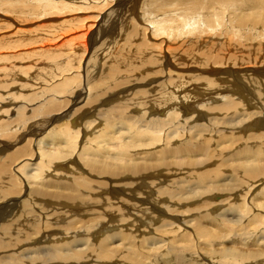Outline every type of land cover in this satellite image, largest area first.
<instances>
[{
  "label": "bare ground",
  "instance_id": "bare-ground-1",
  "mask_svg": "<svg viewBox=\"0 0 264 264\" xmlns=\"http://www.w3.org/2000/svg\"><path fill=\"white\" fill-rule=\"evenodd\" d=\"M16 1L18 2L16 5H14L13 3ZM200 1L203 2L201 5H200ZM212 1L217 2L216 4H220L223 2L225 4L223 3L224 6L223 4H221L222 6L217 5L216 10H214L213 13L211 14L202 15L203 14L202 13L200 15H197L198 6L200 5L201 6L200 8H203V6H207L206 4L207 1L192 0L191 7H188L189 8L188 10H190V12L185 11V13H182L180 15H173V14L166 15L165 13L162 17H159L160 14H156L155 12L152 11H147L145 15L143 14L144 17H140L139 20H137V18L135 19L134 17H132L134 18V19L131 18L132 19L131 21H134L132 22L133 23L132 26L137 25L136 28H138V32H139V34H137L138 32H135L134 29L135 35L137 34L136 37L139 38L140 34L142 33L143 35L140 38L145 37V39L143 38L142 41L137 42L139 44L141 43V45L139 46H136V42H133V44H135L134 46L136 47L135 49L133 46V48L135 49L134 51H136V54L138 55L140 53L141 55L145 56L147 51H149L150 53L148 54V56H146V61L147 60L150 61L151 57H153L155 54V56L157 57V59H155V62L159 61L160 64L161 61L158 59H162L163 61L165 59V56H167L166 54L169 55V52L172 49L171 48L172 43L173 46H175L177 40L179 39L181 40L184 38L186 44H189L191 41L199 40L197 37L199 38H202V36L208 37L210 33L215 34L214 32L216 31H218L219 34L217 35H219L221 38L219 36L216 37L215 34L213 35V39H215L214 37L222 40L224 39V44L226 45L231 44L232 38L234 40H237L238 42L240 41L241 38H244L243 42L250 40V41L258 42V44L264 43L263 42L264 0H240L243 1L244 4L239 3L237 9L236 8L234 9V7L232 6V2H230L231 0L230 1L212 0ZM228 1L229 3H227ZM195 2L196 5L194 4ZM137 3L138 0H29L28 2L26 0H0V11L5 15V18L7 20L11 19L13 23L17 25L21 24L23 26L21 27L20 30L18 29H17L18 31L16 30L20 34L18 35L19 37H21V35L24 32L29 31L28 28L30 27L29 25L34 26V24L38 25V23H40L41 25L39 24L37 26L38 29L40 27H44L45 29L48 28V30L46 29L45 31L41 32V33H45V35L34 39L33 37H31V40H29V42H27L26 40H25L26 42H24V39L22 38L15 39V35H10V37H6V35H2V36L0 35L1 36L0 63H2L3 61L5 62L8 61L9 63L12 61H18L17 57H8V56H13L16 52H20L18 48L22 49L21 47L25 48L26 46H30V45L32 46L37 45L35 48L38 51L35 50L34 51L39 54L38 57L40 58L42 57V55L47 53L46 56H49L48 62L53 67L51 68L48 74L49 75L48 79L50 80H48V82L45 83L44 88H41L38 92H34L33 90L32 93L28 92L25 95L22 94L15 99L12 97V94H14V92L9 93L10 97L13 98L10 99L8 97L9 101L12 100L13 103L14 102L13 100L16 101L17 99V101L19 100L23 101L24 104L19 106L17 105V107L15 106L14 108H12V106L5 104L8 114L5 115L4 113L1 112L0 115V154H4L10 149L16 147L21 142H26L27 148H29V146L33 148L34 147L37 148L33 152L32 151L27 152V150L24 149L26 152L24 154L14 155V152L11 153L10 155L6 154L4 158L6 162L4 161L2 162V160L0 161V224L2 219L15 220V222L17 223L13 230H8V231L6 230V232L3 233L0 232V264H101L100 261H102L105 257L109 258L111 256H114L113 255L114 252L109 250L110 248L108 247H109L110 239H113V237L115 236H111L110 234L109 236L105 237L104 241L101 242L98 247L94 246L95 244H93L91 241L92 238L95 239L101 238L103 236V235L100 236L102 234L101 232H106V229L107 230L113 229V227L110 226L108 222L103 223L106 222L107 220L108 221L111 220L110 217H108L107 215V211L109 209L108 207H110V209H112L113 211L115 210L114 211L115 213H119L120 215L118 216L124 214L128 215L125 212H127L129 208L124 205L129 203V200L131 201L133 197L131 195L132 193L131 194L125 193L123 192V190L122 191L119 190L117 188L118 187L117 185L115 187L114 184L111 186L113 182L120 184L119 186L122 187L127 185L125 184V180L130 179V177L137 176L136 178L138 179L139 177V179L141 180L138 181L135 180L134 178L131 181V183L134 186L132 190L133 191L135 190L134 192L136 191L139 192L137 187L142 188L141 181L144 180L143 178H153L155 177L153 173L158 175H163L162 172L164 173L165 171H167L168 173H170L169 170H175V172H184V170L188 168V171L189 170L192 171L190 173H188L187 171L185 177L184 176L182 178L180 177V179H184L185 181L182 182V184L181 182H179V180L176 181L174 179H173L174 184L170 183L169 187L166 188L157 187L159 186V182L157 180L154 183H150L151 186L158 188V189L155 188L157 189L156 191L158 196L157 198H159V200L169 203L164 207H166L170 212L176 211L177 213H185L187 210L191 208L187 210H183L182 208H179V206L181 205L180 203L184 201L190 199L200 200L201 198L204 199L205 196L212 197L216 193H219L221 188L229 187V183H231L233 179L236 180L238 179L239 183L238 185H236V187L238 189H243V187L246 185L245 183H247L248 181L255 179L258 180V178H262L264 176L263 158L259 156V151L255 150L254 145L253 147L244 146L243 150L237 152L232 151L231 148L234 147V144L236 143L233 142L235 140L233 137V138H228V141H230L229 146L228 145L222 146L218 151V147H220L223 143H225L223 137L229 136V134L228 135L224 134V132L226 131L225 129L226 127H231V130L236 132V136L239 135L238 136L239 141H242L243 139L241 137V134H245V133L250 135H255L256 139L258 137L259 138L264 137V110H262L261 112L245 111L246 108L248 109L249 107L248 106L249 104H247L248 101L247 96L248 97L250 96L248 94L243 95L242 94L243 90L241 91V89H239L238 87L237 88L235 87L234 91L230 92V93L235 92L234 94L229 93L230 94L229 96H227V94L222 95L226 99L225 102L220 103L221 105L219 104L218 106L208 109L210 112H217V113L211 118H209L208 119L209 122L206 123L201 122V120L203 119L206 120L207 116L205 114L201 115L199 112L195 110V105L191 106L183 101L185 97L184 96L182 97L181 96L182 93H180V91H182L183 89V84L180 82L181 84L176 85L177 83L173 82L174 80L173 79L171 80V83L169 82L166 84L168 88L170 87L169 85H173L174 87L177 88L170 89L168 93L170 94L172 93V95H174V97L178 101H173V103L171 102L170 104L167 103L166 105H163L161 108L157 110L153 109L154 107L151 108V106L150 107L148 106L150 109L146 108L141 115L132 117L126 114L128 109L129 111H132L133 109L132 104H129V101L125 102L126 100L125 99L124 102L118 101L120 103L119 105H114L107 110L108 119L105 118V120L103 121L105 123L103 124L101 130H98L97 128L102 123V121L99 118L96 119L93 118L94 120L91 121L86 120L87 122L86 121L84 122L83 129H88L89 130L88 133H86L87 131H83L78 127L80 123V118L82 117L80 115L81 111H79L78 113L77 112L78 109H76V106L81 102V101L79 102V100L82 98V96L86 95V92L91 91L92 85L93 84L95 85L96 83V82L94 83V78H90L91 77L90 75L92 73L90 75L88 73L90 72L89 67L92 68L93 71H95L98 66L97 65L98 59L97 60L94 59L95 62L92 61L93 60L92 58H94L92 57L93 53L91 52L92 46L94 47V44L98 43V41L99 42L101 40L104 41L106 37L109 36V34L113 35L111 30L113 31L114 28H112V26L118 23L117 20L119 18L118 16H120V14L124 9L127 11L128 15L134 14L135 12H133V10L136 8L135 6H137ZM18 6H21L20 9L16 8ZM193 7H196V12H194L195 8ZM232 7L233 9H230ZM148 12H150V14ZM2 13H0V18L1 15L4 16ZM53 19L60 20L62 23L55 26V24L57 23H55ZM52 22L55 24H53ZM143 22L144 25L142 26L143 30L141 32L139 30ZM37 27L31 28V30L35 31V28L37 29ZM10 29H12V26L10 27ZM128 29L129 28H127L126 26L122 27L121 29L122 34L128 32L127 31ZM222 29L224 30L223 32L220 31ZM11 32H13V30ZM130 32L132 33V31H129L128 33ZM128 36L130 37L129 40L132 41V37L130 36V34ZM259 37H263L262 39H260L261 41L257 40V38ZM86 39L90 41L89 45L85 41ZM108 39L111 40V35ZM32 40L33 42H31ZM207 40L208 38H204V42ZM173 41L176 42L174 43ZM239 43L242 44L241 42ZM190 44L192 45L193 48L196 46V44L194 43H190ZM222 46L223 49L226 48L224 47V45ZM252 46L253 45L250 46L246 45L243 52L252 53V51L254 50L253 49L254 47L252 48ZM64 47H68L70 51L68 50L66 53L65 51L63 52L61 48ZM89 47L90 50L88 49ZM232 48L235 49V47ZM9 49H10V53L8 54ZM78 49L82 51L79 52ZM36 53L35 55H37ZM80 53L82 55L81 58H79ZM222 53L223 55L221 56L220 54ZM263 53L264 52H262V54ZM220 54L219 56L216 55L217 56L216 63L221 62L222 59L224 60V57H227L226 56L227 52L225 53V51L220 52ZM35 55L34 57L33 56L32 57L36 59ZM87 55L90 56L88 61L85 62V58H87ZM254 55L256 56V54ZM138 56H139L138 60H141L143 57L142 56L140 59V55ZM240 56L241 55H239L238 57L240 58ZM229 58L231 60L233 59L232 57ZM235 59L237 60V58ZM30 60L32 59L30 58ZM91 62L93 63L90 64ZM254 62L256 61L254 60ZM258 62L264 64V61L262 60H259ZM207 64H205V66ZM210 64L211 63H209V65ZM25 67L20 68L19 64L18 65L13 64L12 66L0 65V103H2L1 107L4 106L3 103H8L7 98L3 96L4 91H2V89H6V91H8L11 88L10 86H12V84L8 83L7 81L9 77L12 78V75H8V77H6L5 75L7 73L8 74L12 73V71H16V69L20 70L21 72H24L26 71ZM132 68L130 70H132ZM161 69L163 71L164 68L161 67ZM210 70L214 71V69L212 68ZM115 71H118L117 67ZM82 72H84L86 79L85 82L87 83L82 84L81 89H79L80 88L79 87L78 88L79 90H77L75 94H73V92L70 91L73 96V99L69 104V106L68 105L67 107L65 106V110H63V112L59 114L58 110L60 108L56 110L54 109L56 102L60 101L59 98H58L59 100L56 98L60 96L64 100V98L67 95L65 96L64 95L65 93L63 95H59V93L62 94L61 93L62 91H60L58 92V96H56L55 94L57 93L56 88L59 87L60 82L65 84V86H67L68 88L71 87L70 86L72 85L71 82L77 80V78L79 81V77L80 76L82 77V75L80 76L78 75L79 73ZM255 72H256L255 74L256 76L252 75L253 78L255 79V82L257 80L264 81V70L257 69ZM76 73L77 75H74ZM252 73L253 72H251L250 74ZM117 74L114 73L113 76ZM261 74H263V78ZM120 75H122V72L120 73ZM168 75H170V72H168ZM178 75H180V77L181 76L185 77V75L183 74H178ZM108 76L109 78H106L105 76L99 80V78L101 77L100 76L97 79L99 81L105 79V81L101 83L106 90L99 100L96 99V96L93 97V100H95L96 102L95 103L91 102L90 106H94L95 104L98 103H100L101 105H105V104L109 105L121 94L122 96H125L124 92L126 91H120L121 89L120 86L121 87L124 86L126 82L121 83L119 80L113 84H110V82L113 80L114 77H111L110 75ZM106 79L108 80L106 81ZM205 80H207V78H205ZM211 81L213 80L211 79ZM214 82L215 84L217 83L216 81ZM98 83L101 84L100 82ZM212 83L213 82H211V84ZM218 83H224V81L223 82L220 81ZM187 84L190 85V83ZM23 87L25 86L23 85ZM114 89H116L117 93L114 92ZM52 91H54L55 93L53 92V94H51ZM145 92H147L145 91V89L142 90L140 89L137 94H134L136 96V99L130 98L131 103L134 102L140 108L144 104L143 102L144 100H140V99L142 98L144 99L145 97H148L147 96L148 93L146 95ZM46 94L49 95L51 94V95L46 97ZM234 96L236 98H233ZM63 100H61V103L63 102ZM145 100L146 103L151 99L148 97ZM31 103H37V105L29 109L30 107H28V105L32 106ZM83 105H85V103ZM100 108L102 109V107ZM238 108L242 110V112H238V113L239 115H243V118H241L239 122L235 123L236 119H238L236 117L238 116L237 115L238 113L236 112V109ZM169 109L172 110H170L169 112L168 111ZM118 110H122V112H119L121 113L120 117L117 114ZM28 111H30V114H27ZM191 112L193 115L191 114ZM11 113H15L16 114L15 117L10 118V115H12ZM190 114L192 115L191 117H189ZM66 117L70 118V122L63 124L62 120L65 119ZM182 118L185 120H183ZM59 122L60 124H57ZM233 123H235L234 124L235 128L239 127L237 130H233L234 126H231ZM123 127L128 128L129 131L126 130L121 131ZM46 130L48 131L50 130L47 139L51 143L50 145L53 146L51 147V150H46L45 144L43 145L44 148L42 147V144L46 140L45 138L44 140L41 139L39 146H38V142H36L42 135L44 136L45 134H47ZM90 132L93 134H90ZM84 134H85V138L86 136L89 135H92V137L91 136L90 138L87 137L86 138L87 140L85 139L84 141L83 148L78 150L79 136L81 137ZM206 135H209V138H206ZM182 139H184L185 141L181 142ZM168 140H170L171 142H169V145L167 146L165 141L167 142ZM213 140L215 141L217 146V147L215 146L216 148V149L214 148L215 150L211 149L210 147ZM251 140L252 139H248L245 144L250 145L249 142ZM159 143H163L164 149L158 152L159 157L155 159V162L148 163L147 161L146 162L143 161L141 163L140 162L138 163L136 159L133 158L134 154H132L131 151L132 148L143 147V148H147L148 150V148L151 149L155 148L157 145H159ZM176 143L178 144L173 145ZM239 147H241V145ZM29 150L30 149H28V151ZM216 151L219 152L218 155L219 160L215 162L217 163L216 165L217 167L215 168L213 167L214 168L213 169L211 167V164H207V166L209 167L208 170L206 171L202 169L200 170V166L208 162V160L213 158L218 159L217 155H216L217 157L215 158ZM262 153L264 154V152L263 151L261 152V155L263 156ZM100 158L107 159V161L100 160ZM193 158H195V160ZM234 158H235L234 160L235 162H231L230 164L228 163V165H226V162L232 161V159ZM82 165L85 171L81 169L82 167L80 168V166ZM222 166H225L223 168H227V167H231V168L229 169V171H222L223 169L221 168ZM61 172H63L64 174L67 173L66 175L70 178L68 180H65V182L58 181L60 179L57 176L63 174ZM84 172H86L90 177L87 178L85 174L82 175ZM225 172L230 173V175L228 176L231 179L227 183H221L222 176L227 177ZM191 173H193L192 176H190ZM50 174L56 175L55 177H57L58 180H56L53 177L47 178L48 177L47 175ZM99 176L101 178H99ZM91 177L94 178L97 177L103 180L94 181L93 178ZM119 180L120 181L123 180L124 183L119 182ZM227 180H229V178ZM107 185H110L109 191H106L108 190ZM62 188L65 190H62ZM114 189H116L115 192L113 191ZM229 189H232L230 191L233 192L231 193L232 195L236 192L235 188H229ZM104 192H108V195L104 196V199L106 198L110 199V202H111V196H116L113 195L115 193L117 195L126 194L127 199L124 200L125 198H123L122 201L120 200L111 203L113 205H111L108 200L106 201V203L108 204H105L103 201H99V197H97L100 193H104ZM146 201L143 204H146ZM235 201L237 202V200ZM148 202L149 201H147V203ZM242 203L238 202L239 208L236 207L238 208L239 215L241 214V212L249 213V211L251 210ZM156 204L157 202H155L154 205L150 204L149 205L150 207H148L150 208L149 212L155 215V216L153 215L154 218L156 217V215L158 216L156 217L157 218L156 220L152 219L153 222L156 221L158 222L162 218V216L170 218L171 220L176 219V218H171L167 215H163L158 209H156L157 207L155 208ZM203 204L205 205L206 203ZM173 205H178L179 209L173 207ZM207 205H209V202L207 203ZM89 206L93 208L92 209L90 208V210H88ZM103 206L106 207L103 208ZM17 208H19V211L16 212ZM232 209H234V207L228 209V212H226V214L230 213L234 215L236 212L235 213L229 212V210L232 211ZM76 213H78V215L87 214V213H89V215L96 214L95 217L91 218V222L93 224L90 225L89 229L84 227V225H86V222L82 221L78 215L73 216V214ZM13 214L14 216L12 219H7L10 218ZM239 215H237V217ZM66 216H70V219L66 220L62 225H61L62 222H59V225H55V226L52 225V221L57 222L60 217L63 218ZM121 218L125 219L124 221L128 222V217L121 216ZM44 219L46 222L44 221ZM238 220H241L239 222L241 226L240 228L244 227L246 229V227H249V226H245L243 216L240 215V219H237V221ZM251 220L250 221L248 220V223L250 222L249 225L253 227L252 229H256L257 227H259L260 226L259 224L262 222L261 219H257V218H255L254 221ZM42 222L45 224V228L47 229L41 228ZM227 222L229 223V221ZM101 223H103L102 226ZM183 223L184 224H182V226L186 225V223H189V221H185ZM79 224H81V227L77 229L78 227L77 225ZM162 224L163 227L171 226L172 228L176 229V235H177V231L184 233L183 232L184 230H182V226L176 224L175 221L163 220ZM224 225L226 224L224 223ZM58 226H60V228H57ZM131 226L132 227H127V226L122 227V229H126L130 233V234H126L127 240L130 237L129 235H132L134 238L136 237V234H134L136 230L132 229L135 227V225L133 224ZM149 226L150 225H148L146 228H149ZM227 226L228 225H226V227ZM4 227H7V229L10 228L9 224L8 226H4ZM200 227L201 226H199V228ZM160 228H162V226H160ZM49 229H55L54 233H56L55 236L51 239L49 245L45 247L39 246L38 248L34 249L33 252L35 255H33L32 257L25 256L21 258L19 255L17 256V253H21L24 250H28L27 244L32 243L31 239L33 237L36 236L35 241L37 243H42L48 237V234H46L47 231L45 232L43 230H49ZM56 229L58 230L62 229L63 233H61L62 231L60 233L56 232ZM81 229H85L86 233L89 235L88 238L81 237L76 239L74 238L75 235L70 234V232L73 231L77 232L78 230ZM86 229H88V231ZM259 231L261 230H257L254 232L255 234H258ZM119 233H123V232H121L120 230ZM197 234H199L200 237H204V238L213 237L212 231L210 233V231L205 227L200 231L197 229L195 235L193 236H196ZM255 234L252 233V236ZM252 236L250 232L246 234L247 239H250ZM263 236L264 235L260 236V238L263 239ZM65 237L66 238L69 237V238L66 239ZM167 238H168L167 241L154 240L152 242L155 246L160 247L163 255L159 257L157 255H151L150 257L140 256V259L145 261L143 263L137 262V264H183L185 259L190 256V253H188L189 250H187L189 247L187 246L183 247L181 245L183 243L182 239L176 241V238H179L177 236L172 238L175 241H171L169 237ZM131 244H133V242ZM174 245H176L177 248H174L173 247ZM215 260H217V263L215 264H237L238 262L235 258H232L231 261L230 260L223 261L221 259H215ZM162 261L164 263H162Z\"/></svg>",
  "mask_w": 264,
  "mask_h": 264
},
{
  "label": "rangeland",
  "instance_id": "rangeland-1",
  "mask_svg": "<svg viewBox=\"0 0 264 264\" xmlns=\"http://www.w3.org/2000/svg\"><path fill=\"white\" fill-rule=\"evenodd\" d=\"M26 1L28 2L29 0H26ZM203 1H207V3H206L207 6L202 5L203 8H200L201 7L200 5L203 3L202 1H200V5L197 8L198 9L197 15H200L202 13H203L202 15L211 14V13H213L214 10H216L217 5L222 6L221 4L224 3L223 2L220 4H216L217 2H214L212 0H203ZM229 1L227 3H229ZM17 2L18 1L14 2L13 4L16 5ZM230 2H232V6L234 7V9L238 8L239 3L244 4L243 1H240V0H236V1L231 0ZM191 3H192V0H138L137 6H135L136 8L133 10V12H135L134 13L135 15L134 14L128 15V13L125 9L122 11L120 16H118L119 17L117 19L118 23L115 24L114 26H112V28H114L113 31L111 30L113 35L109 34V36H107L104 41L103 40H101L100 42L98 41V43L94 44V47L92 46L91 52L93 53L92 57H94V58H92L93 59L92 61L95 62L94 59L95 60L98 59V61H97L98 66H97L95 71H93V69L89 67L90 72H88V73H89V75L92 73L90 75L91 76L90 78H94V83L95 82L96 83H95V85L94 84L92 85L91 91L86 92V95L82 96V98L79 100V102L81 101L80 103L78 102L79 104H77V106L79 108L76 106V109H78L77 112L79 113V111H81L80 115L82 118L79 117L80 123L78 126L81 130L87 131L86 133H88L89 130L83 129V125H84V122L86 120L91 121V120H94L93 118H95V119L99 118L102 121L101 125H99L97 127L98 130H101L103 124L105 123L103 121L105 120V118L108 119L107 110L114 105H119L120 104L119 102H124L125 99H126L125 102L129 101V104H132V107H133L132 111H129V109H128L127 113H126L128 116L130 115L132 117L141 115L145 111V109L149 108L150 106H151V108L154 107L153 109L157 110V109L161 108L163 105H166L167 103L170 104L171 102L173 103V101H178V100H176L174 95H172V93L171 94L168 93L170 89L177 88V87H174L173 85H169L170 87L168 88V86L166 84L169 82L171 83V80H173V79H174L173 82L177 83L176 85L181 84V83L183 84V89H182V91H180V93H182L181 96L185 97L183 99V101L188 105H191V106L195 105V110L197 112H199L201 115L205 114L207 116L206 120L203 119V120H201V122H204V123L209 122L208 119L211 118L212 116H214L217 112H210L208 109L215 107V106H218L220 103L225 102L226 98H224L222 95L227 94V96H229L230 94H234L235 92L234 93H230V92L234 91L235 87L236 88L238 87L239 89H241V91L243 90V93H242L243 95L248 94L250 96V97L247 96V100H248L247 104H249L248 105L249 107H248V109L246 108L245 111L261 112L262 110H264V81L261 80L263 83L260 80H257L255 82V79L253 78V76H256L255 71L257 69L258 70H264V64H261L260 62H258L259 60L264 61V53L262 54V52H264V43L258 44V42L250 41V40L243 42L244 38H241V39L238 38V39H240L239 42L242 43V44H240L237 40H234L231 37L232 38L231 44L226 45V44H224V39L222 40V39L216 38L219 36V35H217V34H219L218 31H216V32H214L216 35L210 33V35L208 37H205V36H202V38L197 37L200 41L199 40L191 41L190 43L196 44V46L194 48L192 47V45L190 43L186 44V41H184L185 40L184 38L181 40L180 39L177 40V43L175 44V46H173V43H172V45H171L172 49L170 50L169 55L166 54L167 56H165V59L163 58L165 61L164 60L162 61V59H158L161 61L160 64H159V61L155 62V59H157L155 54L153 57H151L150 61L149 60L146 61V56H148V54L150 53L149 51H147L145 56H143L139 53L138 55H140V59L142 56L143 57L141 60H138L139 56L136 54V51H134L136 49V47L134 46L135 44H133V42H136V46H139V45H141V43L139 44L137 42L142 41V39L143 38L145 39V37L140 38L143 35V33L140 34L139 38L136 37V35L139 34L138 28H136L137 25L132 26L133 25L132 22H134V21H131V20L134 18L135 19L137 18V20H139L140 17H144V15L147 13V11H152V12H155L156 14H160L159 17H162L165 13H166V15H169V14L180 15L182 13H185V11L190 12V10H188L189 9L188 7H191ZM194 4L196 5V2ZM224 4H223V6H224ZM133 6H134V4H133ZM20 7L21 6H18L16 8L20 9ZM125 7H126V5H125ZM207 7L211 8V9H209ZM233 7L230 9H233ZM184 8H186V9H184ZM193 8H195L194 12H196V7H193ZM200 9H202V10H200ZM141 12H143V13H141ZM198 12H199V14H198ZM0 13H2V12L0 11ZM148 13L150 14V12H148ZM132 17H134V18H132ZM151 17H153V16H151ZM8 20L5 18V15L4 16L1 15V18H0V22H1L0 23V30H1L0 32L2 33V34L0 33L1 36L6 35V37H10V35H15V39H21L22 38V39H24V42H26V41L29 42V40H31V37H33V39L41 37V36L45 35V33H41V32L45 31L46 29L48 30V28L45 29L44 27H40L41 29L40 28L38 29L37 26L40 23H38V25L34 24V26L29 25L30 26V27H28L29 31L24 32L22 34L23 36L21 35V37H19L18 35H20V34L17 31L20 30L21 27H23V26L21 24L17 25L15 23H13L11 19H8ZM53 20L55 23H57V24H55L52 22L53 24H55V26L62 23L60 20H55V19H53ZM4 22H5V24H4ZM127 23H129V24H127ZM143 25H144V22L141 24V27L139 30L141 32L143 30V28H142ZM11 26H12V29H10ZM124 26L129 28L127 30L128 32L132 31V33L126 32L125 34H122L121 29ZM34 27H37V29L35 28L36 32L31 30V28H34ZM13 28H15V29H13ZM134 29H135V32H138L136 35L134 33ZM223 29H224V27H223ZM223 29L220 31L223 32L224 31ZM12 30H13V32H11ZM32 34H34V35H32ZM129 34L132 37V41L129 40L130 39V37L128 36ZM110 35H111V40L108 39L110 37ZM132 35H134V36H132ZM213 35L216 36V37H214L215 39H213ZM263 37H259V38H257V40L259 41ZM204 38H208V40L204 42ZM85 41L89 45L90 41H88L87 39ZM182 41L184 44L182 43ZM217 41H219V42H217ZM31 42H33V40ZM263 42H264V38H263ZM232 43H233V46H232ZM129 45H131V46H129ZM222 45H224V47H226V48L223 49ZM246 45H248V46L253 45L252 48L254 47L253 48L254 50L252 51V53L243 52ZM36 46L37 45L26 46L27 48L21 47L23 50L18 48L20 50V52H16L17 54L15 53L13 56H8V57H17L18 61H12L10 63L8 61H6V62L3 61L2 63H0L1 66H4V65L5 66H7V65L12 66L13 64H15V65L19 64L20 68H23L26 66L25 70L27 71V72L26 71L21 72L20 70L16 69V71H12V73H9V74L7 73L5 75L6 77H8V75H12V78L9 77L7 80L8 83L12 84V86H10L11 88L8 91H6V89H2V91H4L3 96L5 98H7L8 103H3L4 104L3 107H1L2 103H0V115H1V112L4 113L5 115L8 114L6 105L12 106V108H14L15 106L17 107V105L19 106V105L24 104L23 101H21V100L17 101V99H16V101L13 100L15 103L14 102L12 103V100L9 101L8 97L10 99L12 97L15 99L22 94L25 95L28 92L32 93L33 90H34V92H38L41 88H44L45 83L48 82V80H50V79H48V77H49L48 74H49V71L51 70V68H53V67L48 62L49 56H46L47 53H45L44 55H42V57L39 58L38 57L39 54L35 52V51H38L35 48ZM75 46H73V47H75ZM133 46L135 49L133 48ZM109 47H111V48H109ZM232 47H235V49ZM29 48H31V49H29ZM88 49L90 50V47ZM61 50L63 52L65 51V53H66L69 50V48L64 47V48H61ZM78 51L81 52L82 50L78 49ZM224 51H225V53L227 52V55H226L227 57L229 56V57H232L233 59L231 60L229 57L228 58L224 57V60L222 59L223 64H222V61L219 63H216L217 56H219L220 52H224ZM9 53H10V49H9L8 54ZM35 53L37 55H35ZM229 54L232 56H230ZM254 54H256L257 57ZM21 55H23V56H21ZM34 55H35L36 59L33 58ZM220 55L222 56L223 53ZM239 55H241L240 58L238 57ZM89 56L87 55V58H85V62L88 61ZM81 57H82V55L80 53L79 58H81ZM136 57H138V58H136ZM30 58L32 60H30ZM235 58H237V60ZM228 59H230V60H228ZM254 60L256 62H254ZM247 61H249V62H247ZM93 62H91L90 64H92ZM130 62H131V64H130ZM209 63H211V64L209 65ZM205 64H207V65L205 66ZM116 67H117L118 71H115ZM130 67L131 68L133 67L132 70H130L131 69ZM161 67L164 68L165 70L163 69V71H162ZM211 68L214 69V71H211L210 70ZM148 69H150V70H148ZM215 70H216V72H215ZM119 71H120V73L122 72V75H120ZM168 72H170V75H168ZM209 72H212V73H209ZM251 72H253V73L250 74ZM55 73H56V70H55ZM114 73H116V74L119 73V74L113 76ZM124 73H126V74H124ZM230 73H233V74H230ZM178 74H183V75H185V77H183V76L180 77V75H178ZM74 75H77V73ZM80 75H82V77H83L84 72L79 73L78 76H80ZM108 75H110L111 77H114L113 80L110 82V84H113L119 80L121 83L126 82L125 85L122 87L120 86L121 89L120 88L119 89H120V91H126L127 93L124 92L125 96H122V94H121L118 98L115 97L116 101L115 100L112 101L109 105H107V104L101 105L100 103H98L100 105L95 104L94 106H90L91 102H93V103L96 102L95 100H93V97L96 96V99L99 100L102 97L103 93L105 92L106 89L104 88V86L101 83V82H104L105 79H102L101 81H99V80L105 76H106V78H109ZM229 75H231V76H229ZM170 76H171V78H170ZM261 76L263 78V74H261ZM82 77L81 76L79 77V81H78V78H77V80L72 81L71 82L72 85H70L71 87H69V88L67 86H65V84L60 82L59 87L56 88L57 93H55L54 91L51 92V94H53V92H54L56 94V96H58V92H60V91H62L61 92L62 94L59 93V95H63L64 93H65L64 94L65 96L67 95L64 98V100L60 96H58L56 98V99H58V98L60 99V101H59L60 103L58 101L57 102L55 101L56 104L54 106V109L56 110V109L60 108L58 110L59 114L62 113L63 110H65V106L67 107V105L69 106V104L71 103V101L73 99L71 92H73V94H75V92H77V90L81 89L82 84L87 83V82H85L86 81L85 75L83 78ZM222 77H224L225 79ZM98 78H99V80H97ZM205 78H207V80H205ZM128 79H129V81H128ZM211 79L213 81H211ZM107 80L108 79H106V81ZM222 80L224 81V83H218L220 81L223 82ZM146 81L147 82L151 81V82H149L150 83L149 84ZM214 81H216L217 83L215 84ZM98 82H100L101 84H99ZM211 82H213V83L211 84ZM187 83H190V85ZM97 84H98V86H97ZM23 85L25 87H23ZM76 85H78V86H76ZM37 87H39V88H37ZM22 88H23V91H22ZM92 89H93L94 93L92 92ZM140 89L141 90L145 89V91H147V92H145V94L147 95V93H148L147 96L151 100L147 101L145 103V101H146L145 99L148 97H145L144 99L143 98L140 99V100H144L143 101L144 104L139 108V106L137 104H135L134 102L131 103L130 98L136 99V96L134 94H137ZM27 90H29V91H27ZM13 92H14V94H12V97H10L9 93H13ZM99 92L102 94H100ZM114 92L117 93L116 89H114ZM97 94H100V95H97ZM50 95L46 94V97H48ZM191 95L192 96L194 95V96L192 97ZM105 97H106V95H105ZM87 98H89V99H87ZM233 98H236V97L234 96ZM61 100H63L62 103H61ZM250 100H252V101H250ZM84 103H85V105H83ZM31 104H32V106L28 105V107H30L29 109H31V107H34L37 105V103H31ZM9 106H7V107H9ZM61 107H64V108H61ZM100 107H102V109ZM134 107H135V110H134ZM82 108H84V109H82ZM122 110L117 111V114L119 115V117L121 115V113H119V112H122ZM170 110H172V109H169L168 111L170 112ZM168 111H167V114H168ZM236 112L237 113L242 112V110L240 108H238V109H236ZM251 112H249V113H251ZM94 113H95V115H94ZM11 114L12 115H10V118L15 117V115H16L15 113H11ZM27 114H30V111H28ZM97 114L100 116H98ZM191 114H192V112H191ZM191 114L189 115V117H191L193 115V114L192 115ZM85 115L87 116V118ZM217 115H219V114H217ZM237 115L238 116L235 115L238 118V119H236L235 123L239 122V120L241 118H243V115H239V113ZM155 117H157V116H155ZM5 118H6V116H5ZM183 120H185V119H183ZM67 122H70L69 117H66L65 119L62 120L63 124H66ZM229 123H230V121H229ZM235 123H233L232 125L230 124L231 126H234L233 130H237L239 128V127L235 128V125H234ZM57 124H60V122ZM124 128L125 127H123L121 131H124V130L129 131L128 128H125V129ZM225 129H226V131H225L226 133L224 132V134L225 135L229 134V136L223 137V140H225V143H223L220 147H218V151L222 146H226V145L229 146L230 141H228V138L234 137L235 140L233 142H236V143L234 144V147L231 148L232 151L237 152V151L243 150L244 146H246V147L252 146L253 147V145H254L255 150L259 151V156L261 158H263V162H264V154L262 153L263 156L261 155V152L262 151L264 152V137H262V138L258 137L256 139L255 135H250V134L245 133V134H241V137L243 139H242V141H239L238 140L239 135L236 136V132L232 131L231 127H226ZM47 131L48 130H46L47 134H45L44 136L42 135L39 139L37 138L38 140L36 142H38V146H39L41 139L44 140V138H45L46 140L42 144V147L45 144L46 150H51V147H53V146L50 145L51 143L47 139L48 138L47 136H48V133L50 130L48 132ZM91 132H90V134H93ZM130 134H131V132H130ZM90 136L92 137V135H89V136H86V138L87 137L90 138ZM86 138H85V134L81 137L79 136L78 150L83 148L84 141ZM206 138H209V135H206ZM248 139H252L249 142L250 145L245 144ZM215 140H217V139H215ZM184 141H185L184 139L181 140V142H184ZM169 142H171V141L170 140H168L167 142L165 141L167 146L169 145ZM177 144L178 143L173 144V145H177ZM240 145H241V147H239ZM215 146H216V143L213 140L210 147H211V149L215 150L216 149ZM24 149H26L27 152H31V151L33 152L37 148L36 147L33 148L31 146H29V148H27L26 142H21L16 147L10 149L9 151L5 152L4 154H0V161L2 160V162L3 161L6 162V160L4 159L6 154L10 155L13 152H14V155L24 154V153H26ZM28 149H30V150L28 151ZM162 149H164L163 143H159V145H157L155 148H152V149L148 148V150H147V148L141 147V148H132L131 151H132V154H134L133 158H135L138 163L139 162L141 163L143 161L144 162L147 161L148 163H151V162H155V159H157L159 157L158 152H160ZM218 151L215 152L216 153L215 158L219 155ZM217 158L218 159L213 158V159L208 160V162H206L205 164L200 166V170L201 169L204 171L208 170L209 167L207 166V164H211L212 168L217 167L216 166L217 163H215V162H217L219 160V156ZM193 159L195 160V158H193ZM100 160L107 161V159H102V158H100ZM234 160H235V158L232 159V161L226 162V165H228V163L230 164L231 162H235ZM201 162H203V161H201ZM213 163H215V164H213ZM225 166H222L221 168H223ZM80 168L83 169V165L80 166ZM230 168L231 167L223 168L222 171H229ZM64 170H66V169H64ZM187 171H188V168L186 170H184V172H175V170H169L170 173L165 171L164 173L162 172L163 175H158V174L153 173V175H155V177L143 178L144 180L141 181L142 182V184H141L142 188L137 187L139 192H137V191L134 192L135 190L134 191L132 190L134 186L131 183V181L134 178H135V180H138V181L141 180V179H139V177L137 179L136 178L137 176L130 177V179L125 180V184H127L126 186L120 187L119 186L120 184H118L116 182H113L111 184V186L114 184V187L117 185L118 186L117 188L121 191L123 190V192H125V193H130V194L132 193L131 195L133 197H132L131 201L128 199L130 204L129 203H127V204H129V205H127V204L124 205V206L129 208V210H128L129 212L127 210H125V211H127L125 213H127L128 215H126V214L121 215L124 217H128V222L124 221L125 219L121 218V216H118V215H120L119 213H115L114 212L115 210L113 211L112 209H110V207H108L109 209L107 211V215H108V217H110L111 220H109V221L107 220L106 222H103V223L108 222L110 224V226L113 227V229L112 230L106 229V232H101L102 234L100 236H102V235L103 236L99 239H95V238L91 239L92 243L95 244L94 246L98 247L100 245V243L104 241L105 237L109 236L110 234H111V236H115V237H113V239H110V243H109V247H108V248H110L109 250L114 252V254H113L114 256H111L109 258L105 257L102 261H100L101 264H137V262L143 263L145 261V260L140 259V256L150 257L151 255H157L159 257V256L163 255V253L161 252L160 247L155 246L152 242L154 240H162V241L166 240L167 241L168 240L167 237H169L171 239V241H175L174 239H172L175 236L179 237V238H176V241H178L179 239L183 240V243L181 244L183 247L184 246L189 247L187 250H189L188 253H190V256L187 257L186 259L184 258L185 261L183 262V264H215V263H217V260H215V259H221L223 261H226V260L231 261L232 258H235L238 261L237 264H264V256H263L264 255L263 254L264 253V236H263V239L260 238V236L264 235V233H263L264 232V176L262 178H258V180L255 179V180L248 181L247 183H245L246 185L243 187V189H238L236 187V185H238V183H239L238 179L237 180L233 179L232 182L229 183V187L221 188L219 193H216L212 197L205 196L204 199H202V198L200 200L190 199V200H187V201L180 203L181 205L179 206V208H182L183 210H187V209L191 208V209H189L190 211L187 210L185 213H177L176 211L170 212L166 207H164V206L168 205L169 203L162 201V200H159V198H157L158 197L157 192H156L158 189L157 187H159V188L169 187L170 183L174 184L173 179L176 181L179 180V182H181V184H182V182H185V181H184V179H180V177L181 178L183 176L185 177L187 174L186 173ZM191 171L192 170H189L188 173H190ZM61 173H63V172H61ZM225 173H226L227 177L222 176L221 183H227L231 179L228 176V175H230V173L229 172H225ZM66 174L63 173L60 176H57L60 180H58L57 177H55L56 175H54V174L47 175L48 176L47 178L53 177L58 181H64L65 182V180H68L70 178ZM84 174H85V176H87V178L90 177L86 172H84L82 175H84ZM192 174L193 173H191L190 176H192ZM51 175H54V176H51ZM91 178H93L94 181L103 180V179H99V178H101L100 176H99V178H97V177L96 178L91 177ZM126 178H128V177H126ZM228 178H229V180H227ZM156 180L159 182V186H157V187L151 186L150 183H154V182H156ZM119 182H123V180H121V181L119 180ZM189 182H191V181H189ZM232 183H234V184H232ZM109 184H110V182H109ZM107 186H108V190H106V191H109L110 185H107ZM127 187L131 188V189H128ZM155 188H157V189H155ZM229 188H235L236 192L232 195L231 193H233V192H230L232 189H229ZM62 190H65V189L62 188ZM115 190L116 189H114L113 191L115 192ZM107 195H108V192H104V193H100L97 197H99V201H103L105 204H108V203H106V201L109 200V202H110V199H107V198H106L107 200L104 199V196H107ZM113 195H116L117 197L111 196L110 204L113 202H116V201H120V200L122 201L123 198H125L124 200L127 199L126 194L125 195H117L115 193ZM231 198H233V199H231ZM237 198H239V199H237ZM143 200H145V201L147 200L149 202L147 203V201H146V204H143V203H145V201H143ZM235 200H237V202ZM241 201L244 203H242ZM124 202H126V201H124ZM155 202H157V204L155 205V208L157 207L156 209H158L163 215H167L171 218H176V219L171 220L170 218L162 216V218L158 222L157 221L153 222L152 219L156 220L157 219L156 217H158V216L156 215V217L154 218L155 215L153 213L149 212L150 208H148V207H150L149 206L150 204L154 205ZM202 202L206 203V204L204 205ZM208 202H209V205H207ZM238 202L246 205L247 208L251 209L249 211V213L241 212V214H240L244 218L245 226L250 227V228L246 227V229L243 227L245 230L243 228H240L241 226H240L239 222L241 220L237 221V219H240V215H239V211H238V208H239ZM111 205H113V204H111ZM117 205H119V204H117ZM204 206H207V207H204ZM105 207L106 206H103V208H105ZM173 207L179 209L178 205H173ZM232 207H234V209H232V211L229 210V212H231V213L236 212V213L234 215H232L230 213L226 214V212H228V209H230ZM236 207H238V208H236ZM90 208L92 209L93 207L89 206L88 210H90ZM109 210H111V211H109ZM17 211H19V208H17L16 212ZM236 214L239 216L237 217ZM74 215H78V213L73 214V216ZM13 216H14V214L10 218H7V219H12ZM70 216H72V215H70ZM70 216H66L63 218L60 217L57 222L52 221V225H54V226L59 225V222H62L61 223V225H62L66 220L70 219ZM78 216L81 218L82 221L86 222V225H84V227L89 229L90 225L93 224L91 222V218L95 217L96 214L89 215V213H87V214H79ZM256 216H258V217H256ZM117 218L118 219L121 218V219L118 220ZM255 218L261 219L262 222L259 224L260 225L259 227H257L256 229H252L253 227L251 225H249L250 222L248 223V220L250 221L252 219L251 221H254ZM150 219L152 222L150 221ZM163 220L175 221L176 224H179L181 226H182V224H184L183 222H185V221H189V223H186V225L182 226V230H184L183 231L184 233L177 231V235H176V229L172 228L171 226L163 227V224H162ZM235 220H236V223H235ZM44 221H45V219H44ZM227 221H229V223ZM149 222L152 224H150ZM103 223H101V226L103 225ZM224 223L228 226L226 227V225H224ZM8 224L10 226L9 229H7V227H4V226H8ZM16 224L17 223L15 222V220H3L2 219L1 224H0V232L3 233V232H6V230L7 231L13 230L15 228ZM133 224L135 225V227L132 229L136 230L134 233V234H136V237L134 238L132 235H129L130 237L127 240L126 234H130V233L126 229H122V227H125V226L132 227L131 225H133ZM148 225H150L149 228H146ZM77 226H78L77 229H79L81 227V224H79ZM160 226H162V228H160ZM199 226H201V227L199 228ZM204 227L207 228L210 231V233L212 231V234H213L212 238L200 237L199 234H197L196 236H193V235H195V232L197 231V229L200 231ZM224 227H226L228 229H226ZM41 228L42 229L45 228V224L43 222L41 223ZM57 228H60V226H58ZM135 228H137V229H135ZM45 229H47V228H45ZM88 229H86V230L88 231ZM120 230L123 233H119ZM257 230H261V231H259L258 234H255L254 231H257ZM43 231H45V232L47 231L46 234H48V237L42 243H37L35 241L36 236L33 237L31 239L32 243L27 244L28 250H24L21 253H17V256L19 255L21 258H23L25 256L32 257L33 255H35L33 252L34 249L38 248L39 246L45 247V246L49 245V243L51 242V239L56 234V233H54L55 229H49V230H43ZM61 231H62V229L61 230L56 229V232L60 233ZM151 232H154V233H151ZM227 232L228 233L230 232V233L228 234ZM248 232H250L251 236H252V233L255 234L256 237H255V235H253L250 239H247L246 234ZM61 233H63V231ZM70 234L75 235L74 238H76V239L81 238V237H87V238L89 237V235L86 233L85 229L78 230L77 232L73 231V232H70ZM57 235H59V234H57ZM68 238L69 237H67L66 239H68ZM132 242H133V244H131ZM173 247L177 248L176 245H174ZM171 262H173V261H171ZM162 263H164V262L162 261Z\"/></svg>",
  "mask_w": 264,
  "mask_h": 264
}]
</instances>
